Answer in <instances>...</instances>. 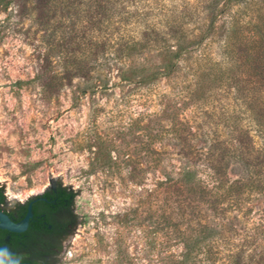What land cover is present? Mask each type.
Returning a JSON list of instances; mask_svg holds the SVG:
<instances>
[{"label": "rangeland", "instance_id": "obj_1", "mask_svg": "<svg viewBox=\"0 0 264 264\" xmlns=\"http://www.w3.org/2000/svg\"><path fill=\"white\" fill-rule=\"evenodd\" d=\"M9 1L5 10L0 5V188L8 207L49 184L72 189L78 225L58 264H170L198 223L218 226L208 235L221 238L214 264L228 263L241 249L251 256L264 251V198L256 194L240 209L223 206L219 214L193 201L188 208L182 193L180 209L170 207L184 137L203 158L219 141L237 146L231 131L239 127L252 138V164L264 151V132L236 93L225 82L200 78L216 70L220 27L234 17L249 36L252 12L232 6L218 18L216 36L183 58L170 77L139 85L113 73L106 77L108 89L92 92L91 84L105 82L100 69L90 82L74 77L62 89L44 86L50 76L40 69L46 46L34 2L22 9L20 0ZM145 58L156 61L153 53ZM49 71L65 77L63 62ZM245 167L228 163L229 181L250 175ZM198 257L196 264H209Z\"/></svg>", "mask_w": 264, "mask_h": 264}, {"label": "trees", "instance_id": "obj_2", "mask_svg": "<svg viewBox=\"0 0 264 264\" xmlns=\"http://www.w3.org/2000/svg\"><path fill=\"white\" fill-rule=\"evenodd\" d=\"M20 1L25 4L22 9L28 2H34L31 6L44 34L42 42L46 47L40 57V69L48 71L50 76L45 79L44 86L62 89L74 77L90 82L91 75L100 69L105 73V82L101 86L91 84L92 92L108 89L106 77L110 78L113 73L120 82L139 85L170 77L183 58L216 36L218 18L232 6H244L253 14V21L248 24L251 25L250 35L246 36L244 27L234 17L227 25L224 22L220 27L223 32L218 36L221 45L218 46L216 70L201 73L200 78L211 77L213 82H225L228 90L236 93V101L245 105L244 111L252 116L260 133L264 132V0ZM166 1L172 6L169 9H166ZM178 1L181 4L175 5ZM8 2L0 0L4 10ZM149 53L155 54L156 61L152 65L145 58ZM62 62L65 77L59 79L49 69ZM231 133L237 146L219 141L211 145L210 154L203 158L202 150L194 151L186 138L182 139V167L176 179L170 181L172 209H180L178 196L181 193L184 194L182 203L186 202L188 208L193 201L218 214L224 210L223 206L234 205L240 209L255 194L264 198V151L256 152L252 164L247 156L253 149L249 131L236 127ZM232 161L241 162L250 175L229 181L226 170ZM202 174L208 177L211 188L207 187ZM0 192H3L1 188ZM217 228L198 223V231L192 230L184 242V253L170 264H196L200 260L199 253L206 263L214 264L218 260L215 248L221 238L208 239V235H214ZM195 249L199 251L193 253ZM227 260L226 264H264V251L251 256L241 249L230 254ZM0 264L12 262L0 256Z\"/></svg>", "mask_w": 264, "mask_h": 264}, {"label": "flooded vegetation", "instance_id": "obj_3", "mask_svg": "<svg viewBox=\"0 0 264 264\" xmlns=\"http://www.w3.org/2000/svg\"><path fill=\"white\" fill-rule=\"evenodd\" d=\"M75 193L61 184H49L42 193L6 206L0 192V212L14 224L29 213L26 228L10 232L0 228V256L12 264H58L78 225Z\"/></svg>", "mask_w": 264, "mask_h": 264}, {"label": "water", "instance_id": "obj_4", "mask_svg": "<svg viewBox=\"0 0 264 264\" xmlns=\"http://www.w3.org/2000/svg\"><path fill=\"white\" fill-rule=\"evenodd\" d=\"M29 216L30 214L28 213L27 216L22 221V223L14 224L8 219V217L5 214L0 212V228L10 232H21L26 228ZM18 264H28V263H18Z\"/></svg>", "mask_w": 264, "mask_h": 264}]
</instances>
